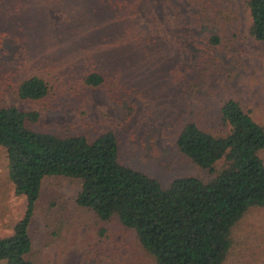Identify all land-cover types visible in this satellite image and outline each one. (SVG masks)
Here are the masks:
<instances>
[{
	"label": "rangeland",
	"instance_id": "374dc122",
	"mask_svg": "<svg viewBox=\"0 0 264 264\" xmlns=\"http://www.w3.org/2000/svg\"><path fill=\"white\" fill-rule=\"evenodd\" d=\"M247 1L0 0V105L38 111L36 128L57 134L113 131L120 161L164 186L209 179L177 145L186 124L228 134L221 109L234 98L264 125V41L251 35ZM213 34L220 44L210 43ZM93 71L106 87L84 83ZM32 75L53 84L47 98L19 96ZM80 188L74 178L44 179L29 228L35 264H156L134 230L80 207ZM26 207L0 145V237ZM232 237L225 264H264V207L252 208Z\"/></svg>",
	"mask_w": 264,
	"mask_h": 264
},
{
	"label": "trees",
	"instance_id": "16d2710c",
	"mask_svg": "<svg viewBox=\"0 0 264 264\" xmlns=\"http://www.w3.org/2000/svg\"><path fill=\"white\" fill-rule=\"evenodd\" d=\"M247 4L251 35L264 41V0ZM221 40L220 34L210 37L211 44ZM1 46L0 39V51ZM84 83L106 87L107 77L93 71ZM53 91V84L41 75L29 76L18 88L22 99L35 101ZM221 115L230 127L228 134L216 135L190 122L177 139L179 149L212 176L181 177L164 186L120 161L119 139L113 131L93 139L57 134L36 128L41 121L38 111L0 105V145L7 150L9 176L16 194L27 197L26 212L14 232L0 237V261L35 264L29 257L33 250L29 228L43 181L64 176L80 181L76 197L80 207L94 211L102 221L117 218L134 230L156 264H225L233 228L252 208L264 207V125L234 98L224 102Z\"/></svg>",
	"mask_w": 264,
	"mask_h": 264
}]
</instances>
